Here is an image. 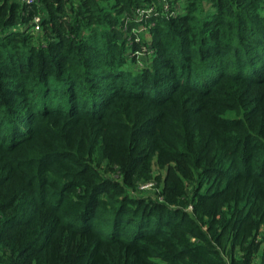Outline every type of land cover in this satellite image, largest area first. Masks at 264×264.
Here are the masks:
<instances>
[{
  "label": "trees",
  "instance_id": "16d2710c",
  "mask_svg": "<svg viewBox=\"0 0 264 264\" xmlns=\"http://www.w3.org/2000/svg\"><path fill=\"white\" fill-rule=\"evenodd\" d=\"M0 264H264V0H0Z\"/></svg>",
  "mask_w": 264,
  "mask_h": 264
},
{
  "label": "built area",
  "instance_id": "2783aa9c",
  "mask_svg": "<svg viewBox=\"0 0 264 264\" xmlns=\"http://www.w3.org/2000/svg\"><path fill=\"white\" fill-rule=\"evenodd\" d=\"M18 2H20L23 5L29 6V7H33V6H40L42 4V0H16ZM167 1V0H164ZM139 21H142L145 18H148L149 16H153V15H157L154 11V9H150V11H146V10H139ZM142 18V20H141ZM41 18L39 16L34 17L33 22H32V30L33 31H40L41 29ZM148 186V187H147ZM150 185H146L144 186V188H149Z\"/></svg>",
  "mask_w": 264,
  "mask_h": 264
},
{
  "label": "rangeland",
  "instance_id": "374dc122",
  "mask_svg": "<svg viewBox=\"0 0 264 264\" xmlns=\"http://www.w3.org/2000/svg\"><path fill=\"white\" fill-rule=\"evenodd\" d=\"M141 20H142V18H141ZM139 24L141 25V23H140V21H139ZM151 26H152V23H151ZM142 28V29H141ZM140 28V30H137V31H135V33L137 34V35H139L140 33H143V31L146 29V27L145 26H143V27H141ZM139 58H143V59H147V58H145V55L144 54H141L140 56H139ZM139 66L141 67V64H139ZM148 187V186H147ZM142 191H145V190H147L146 188H144V187H142ZM153 192L152 191H149V193H141V194H139L138 193V195L140 196H143V197H150V196H153Z\"/></svg>",
  "mask_w": 264,
  "mask_h": 264
}]
</instances>
